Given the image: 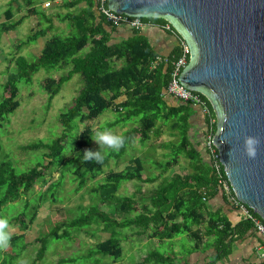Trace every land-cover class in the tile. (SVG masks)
<instances>
[{
  "label": "trees",
  "instance_id": "obj_1",
  "mask_svg": "<svg viewBox=\"0 0 264 264\" xmlns=\"http://www.w3.org/2000/svg\"><path fill=\"white\" fill-rule=\"evenodd\" d=\"M35 1L27 0L30 13L36 10L35 7H31ZM76 1H72L71 5ZM95 4V0H90L87 11L71 16L74 22L71 34L66 36L57 34L50 37L34 60L29 61L20 55L14 59L17 71L8 75L4 83V90L8 95L0 98V126L6 116L20 105L18 82L22 79L26 82L31 81L33 75L41 68L65 70L59 77L46 78L45 87L50 92V100L75 74L80 75L82 87L74 98L73 105L60 114L61 133L49 142L38 141L24 146V149L28 150L44 149L42 160L22 172H16L7 161L0 162V217H4L3 210L7 204L29 194L38 181L48 183L45 172L62 161L65 142L75 120L85 123L72 147L73 166L70 170L78 181L79 188L84 187L88 180L95 179L103 173V167L108 160L123 154L136 138L142 143L152 139L157 141L163 135L164 127H168L172 135H176L178 139L161 144L166 148L170 147L171 152L168 153L169 159L153 162L160 169L158 174L145 175L146 159L139 155L130 158L123 170L109 171L105 181L93 189L94 203L87 207L86 211L71 220L59 222L48 235L38 238L41 246L33 264H38L45 255L49 237L61 238L69 234V230L63 228L65 226L80 229L92 224L103 225V230L109 231L111 235L97 242L93 252L112 255L116 260L123 254L120 231H116V228L131 227L135 229L136 234L161 240L171 239L187 228L188 234L194 237V234L198 233L193 227L201 226L205 222L203 211L205 200L202 189L207 190L209 196L219 188L224 189L209 156V160L205 159L190 137V119L195 112L194 106L175 97L174 102H176L170 103L165 97V88L173 62L182 54L180 44L167 55L168 62L152 67V62L159 53L141 33L142 30H135L132 37L121 42H111L112 32L107 26L110 25L113 29L116 26L108 22L102 14L97 20L92 9ZM142 18L148 23L168 26L177 32L162 16ZM16 25L18 24L6 25V27H16ZM42 34V31H34L25 41L18 43V47L20 48L26 41L35 40ZM87 46L89 49L85 52ZM120 61L123 63L117 66ZM199 94L216 115L210 100ZM122 96H125V99L119 101ZM107 109L118 113L116 120L107 125L109 127L121 122L125 124L129 120L136 122L135 126L122 133L129 138V142L118 153L108 152L102 165L93 162L82 163L85 149L98 150L90 136L93 126L89 122L97 119ZM181 156L189 161L190 170L186 172L173 169L179 163ZM65 166L66 164L62 166L63 170ZM223 176L231 188L230 193L235 195L224 168ZM160 178V183L151 190L145 200L139 201L133 196L119 193L124 181L153 183ZM56 186L57 183L51 182L49 188L52 190ZM28 205L29 202L22 212L11 217L9 221L12 225L18 222L17 227L23 232L12 233L10 247L6 252H0V264H12L15 247L25 237L28 224L24 217L29 214ZM102 205L109 207L110 210L102 208ZM40 206L39 203L33 206L31 222L37 218ZM118 216L124 218L119 220ZM251 226L252 222L245 218L235 229H231L228 222L217 219L208 221V231L217 235L219 243H223L231 231L240 227L249 229ZM61 229H63L62 233H60ZM26 244L23 242L19 247L23 249ZM171 259V255L154 250L147 255L145 261L155 260L158 263L169 264Z\"/></svg>",
  "mask_w": 264,
  "mask_h": 264
},
{
  "label": "rangeland",
  "instance_id": "obj_2",
  "mask_svg": "<svg viewBox=\"0 0 264 264\" xmlns=\"http://www.w3.org/2000/svg\"><path fill=\"white\" fill-rule=\"evenodd\" d=\"M23 29L27 30V25H24ZM25 55L30 61L36 58L35 55L29 53ZM16 71L14 62L9 61V59L0 60V98L8 95V93H5L4 83L8 75ZM64 72L65 70L57 68L50 70L41 68L33 75L31 81L26 82L22 79L18 82L20 105L14 112L6 116L0 126V162L3 160L9 162L16 172H22L34 166L38 161L42 160V154L45 151L42 148L35 150L24 149L25 145L38 141L49 142L62 131L59 117L62 111L73 105L74 98L82 87L80 75L75 74L70 80L65 82L60 92L51 100L50 92L45 85L47 77L53 76L56 78ZM117 116L118 113L112 109H107L97 119L89 123L93 127L102 125L118 134H122L125 130L136 125V122L129 120L125 124L121 122L110 127L107 126L116 120ZM84 124L78 120L74 121L73 129L65 142L62 161L45 172V178L48 183L38 181L29 194L21 196L16 202H11L5 206L3 210L4 217H7L10 221L11 217L22 212L26 207V203L29 202L27 207L29 214L24 217L28 224V229L25 230L24 239L19 242V245H23V242L27 244L23 249L19 245L15 247L16 252L12 258V264H18L19 260L26 261V264H33L41 246L38 238L48 235L59 222L71 220L86 211L87 207L94 203L95 192L93 189L105 181L109 171L123 170L130 158L139 155L146 159L145 175L158 174L160 169L153 162L169 159L168 153L171 152L169 148L162 146L161 143L164 144V142L169 140L178 139V137L171 138L167 133L157 141L152 139L145 143L136 138L134 143L129 144L123 154L119 157H111L108 160L103 167V173L95 179L88 180L84 187L79 188L78 181L70 169L73 166L72 147L78 132L83 128ZM93 144L99 150V145L95 141H93ZM64 164H66L65 170L62 168ZM186 165L187 160L180 157L177 169L188 168ZM51 182L57 183V186L52 190L49 188ZM156 184L124 181L119 193L137 196L139 190L143 191V189L145 190L149 186L152 187ZM37 203L41 206L38 208L37 218L31 222L30 215L33 206H36ZM102 208L110 210L105 205H102ZM117 218L122 220L124 216H118ZM17 226H19L18 222H15L14 225L10 224L13 233L23 232ZM63 228H67L69 234L61 238L49 237L45 255L38 264H136L141 254L144 251L149 252L153 246L152 243H148L146 248L138 250V239H141L140 243H143L149 237L138 235L135 231L132 232L133 229L131 227L116 228V231H120L119 235L121 236L123 247L122 256L116 260L112 255L93 252L97 242L111 235L109 231L103 230V225L92 224L80 229L66 226ZM62 232L63 229L60 230V233ZM170 245V240H164L160 242V246L157 245L156 247L161 253L170 255Z\"/></svg>",
  "mask_w": 264,
  "mask_h": 264
},
{
  "label": "water",
  "instance_id": "obj_3",
  "mask_svg": "<svg viewBox=\"0 0 264 264\" xmlns=\"http://www.w3.org/2000/svg\"><path fill=\"white\" fill-rule=\"evenodd\" d=\"M118 13L166 18L190 47L180 81L206 96L235 196L264 220V0H108ZM259 137L257 156L244 149Z\"/></svg>",
  "mask_w": 264,
  "mask_h": 264
},
{
  "label": "crops",
  "instance_id": "obj_4",
  "mask_svg": "<svg viewBox=\"0 0 264 264\" xmlns=\"http://www.w3.org/2000/svg\"><path fill=\"white\" fill-rule=\"evenodd\" d=\"M72 1L75 0H36L31 6L32 8L35 7L36 10L30 13V6L27 4V0H0V60L5 61L9 59V61L15 64L14 59L19 55L29 60L25 54L29 53L37 57L50 37L57 34L62 36L71 34L74 23L71 16L87 11L90 4V0H77L74 5H71ZM46 2H50V5L47 6ZM92 9L98 20L100 14L96 4ZM13 24L18 25L16 27H6V25L11 26ZM24 25H27V30L23 29ZM107 29L112 32L111 42L113 43L132 37L135 31L129 25L116 26L115 29L109 25ZM34 31H42L43 34L35 40L26 41L19 48L18 43L25 41ZM141 33L149 39L151 45L159 55L164 57H168L167 55L180 44L181 40V36L171 30L170 27L156 23H148ZM88 49L89 46L84 51L86 52ZM122 63V61L118 62L117 66H120ZM165 97L170 103L176 102H174L175 98L173 96L166 94ZM124 99L125 96H122L119 101ZM194 109L195 112L190 119V137L194 142L193 144L197 145L198 149L201 150L205 159L209 160L203 144L207 130V118L199 107L194 106ZM166 133L171 138L177 137L176 135H172L168 127H164L163 135ZM183 158L186 159L185 157ZM186 160L188 168L179 170L177 169V164L173 169L182 172L190 170L189 161L188 159ZM160 181L161 178L153 182L157 183L155 186H149L145 190L142 188L143 191L139 190L137 196L133 197L139 199V201L147 199L151 190ZM231 195L227 190L222 188H219L213 195L209 196L208 194L203 210L205 222L201 226L193 227L198 234H194V237H191L188 234L187 228H185V230L173 238L166 240H170L171 242L170 255L172 259L169 264H261L256 250L262 244V238L253 226L249 229L240 227L235 231H231L223 243L218 242L219 240L215 233L208 231V221L210 219L228 222L231 229L237 228L241 220L244 219L241 208L233 201ZM139 211H141V205H139ZM140 240L138 239V250L146 248L148 243H152L153 246L149 252L144 251L141 254L136 264H162L155 260L147 262L145 259L151 251L157 250L156 246H160V242L164 240L154 237H149L143 243H140Z\"/></svg>",
  "mask_w": 264,
  "mask_h": 264
},
{
  "label": "built area",
  "instance_id": "obj_5",
  "mask_svg": "<svg viewBox=\"0 0 264 264\" xmlns=\"http://www.w3.org/2000/svg\"><path fill=\"white\" fill-rule=\"evenodd\" d=\"M95 2L99 14L104 15L106 20L114 26L129 25L133 29L140 31L148 24V22H146L142 17L129 16L127 14L114 11L108 6V0H95ZM46 5H50V2H46ZM180 46L182 47V54L177 60L173 62L169 80L165 88V93L184 102H188L193 106L199 107L202 113L206 116L207 130L205 132L203 142L204 149L207 152L210 160L212 161L215 172L218 174L219 182L224 186V189L230 193L231 188L227 180L223 176L224 166L220 159V153L213 140L217 129V117L213 114L210 107L201 97L199 92L187 88L180 81V76L184 68L187 66L190 56V47L188 43L182 38L180 40ZM164 62H168V58L162 55H157L152 62V67H157L160 63ZM202 193L203 200H206L208 191L202 189ZM231 198L241 208L244 214V218L249 219L252 222V226L261 236L262 244L257 248L256 254L260 259L261 264H264V220L251 207L240 201L234 194L231 195Z\"/></svg>",
  "mask_w": 264,
  "mask_h": 264
},
{
  "label": "clouds",
  "instance_id": "obj_6",
  "mask_svg": "<svg viewBox=\"0 0 264 264\" xmlns=\"http://www.w3.org/2000/svg\"><path fill=\"white\" fill-rule=\"evenodd\" d=\"M90 136L99 145V150L85 149L81 159L82 163L93 162L102 165L109 151L118 153L129 142L127 136L115 133L102 125L92 127ZM259 143V137H245L244 149L249 158L254 159L257 156V146ZM12 233L13 230L10 227L9 219L7 217H0V252H6L10 247ZM18 264H26V261L19 260Z\"/></svg>",
  "mask_w": 264,
  "mask_h": 264
}]
</instances>
